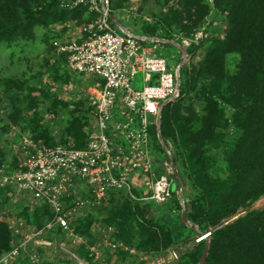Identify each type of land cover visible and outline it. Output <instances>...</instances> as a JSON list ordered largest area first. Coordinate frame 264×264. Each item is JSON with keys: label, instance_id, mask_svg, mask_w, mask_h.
<instances>
[{"label": "trees", "instance_id": "trees-1", "mask_svg": "<svg viewBox=\"0 0 264 264\" xmlns=\"http://www.w3.org/2000/svg\"><path fill=\"white\" fill-rule=\"evenodd\" d=\"M74 1L0 0V47L10 49V58H13V48H33L40 41L48 58L54 60L52 66L46 63L51 80L69 81L77 77L81 81L84 75L68 68L67 56L54 51L53 41L64 35L51 37L48 34L49 27L56 24L76 22L81 25L96 19L97 15L87 4L71 7ZM129 2L111 0V15L124 27H130L139 36L175 41L180 45L183 39H193L207 27L208 19L213 16H220L219 22L224 20L222 36L210 35L186 48L191 58L200 49L205 52L196 65L180 70L179 97L161 112V134L172 151L183 188L191 191L182 192L187 220L197 226L200 234L213 231L205 264H264V208L248 211L245 216L214 231L239 209L264 196V0H142L139 12L152 20H140L137 25L116 14L117 9ZM39 30L47 34L40 40ZM79 35L78 32L76 37ZM231 55L239 56L232 74L227 71V58ZM61 69H66L64 77ZM0 81L1 95L9 105L3 107V110L9 109L5 114L9 123L0 129V169L4 166L6 175L19 169V162L9 159L5 150L3 134L9 132L11 126L31 133L35 141L44 139L47 147L65 144L69 139L76 148L86 146L94 115L85 96L74 103L75 110L67 117V126L57 142L58 137L55 138L41 120L43 114L58 115L67 111L69 104L59 99L50 84L44 85L42 78L37 80V88L29 87V81L12 77ZM89 81L92 85L95 78ZM194 88L198 90L196 105L192 101V104H184L187 93ZM0 122H5L1 113ZM150 139L152 152L166 155L158 141L156 125L150 130ZM219 153L225 175H218ZM12 191L15 192L12 185L0 187V199ZM171 200V208L155 214L149 204L133 201L123 192H109L102 206L87 204L71 222L72 232L85 239L73 253L90 264L113 261V264H142L137 260L138 255L122 249L109 253L100 233L91 231L95 225L100 229L114 228L111 238L138 253L157 254L185 244L193 234H199L183 223L175 193ZM72 201L73 198L69 199V204ZM32 208L31 211L17 209V216L26 219V229L43 230L53 219L52 210L46 203H34ZM48 233L44 239L59 243L66 235L57 226ZM23 240V233L16 235L6 223H0V258ZM206 242L196 245L192 252L182 253L173 264H198ZM96 245L101 252L98 259L90 251V247ZM31 247L36 248L34 251L41 259L46 246L30 242L27 249ZM27 252L21 249L14 264L30 263ZM42 264L50 263L43 261Z\"/></svg>", "mask_w": 264, "mask_h": 264}, {"label": "built area", "instance_id": "built-area-1", "mask_svg": "<svg viewBox=\"0 0 264 264\" xmlns=\"http://www.w3.org/2000/svg\"><path fill=\"white\" fill-rule=\"evenodd\" d=\"M75 4L89 5L96 19L79 29V37L56 39L52 45L57 54L67 56L71 71L95 78L85 90L93 109L92 130L84 148H76L73 142L47 147L26 140L21 143L19 169L10 175L5 174L4 166L0 169V187L12 185L18 194L29 192L31 196L25 197L31 204L46 203L53 213L43 230L26 232L24 240L0 258V264H14L30 242L51 246L43 236L56 226L81 242L72 232L71 222L87 204L102 206L109 192L132 195L136 189H144L143 200L165 204L172 197V183L177 181L170 160L166 159L163 172L155 170L150 139L161 105L179 97L175 73L163 58L152 56L156 43L147 47L145 37L124 34L112 23L111 0H79ZM202 38L203 34L197 33L193 39H183L181 46L188 48ZM136 73L143 75L141 90L132 88ZM115 134L124 137L122 145L114 140ZM167 155L173 161L171 153ZM138 183L140 188H135ZM211 235L210 231L201 233L197 242ZM171 254L178 257L176 252ZM27 258L31 264H39L35 251Z\"/></svg>", "mask_w": 264, "mask_h": 264}, {"label": "rangeland", "instance_id": "rangeland-1", "mask_svg": "<svg viewBox=\"0 0 264 264\" xmlns=\"http://www.w3.org/2000/svg\"><path fill=\"white\" fill-rule=\"evenodd\" d=\"M77 1L79 0L74 1L71 7L85 5V4H75ZM141 1L142 0H130V2L124 4L121 9H117L116 14H118V16H120L122 19L126 21L134 22L135 25L139 24L142 20L146 22H150L152 19L150 20L148 18H144V16L141 15V13L139 12V8L142 7ZM85 2H88V1H85ZM149 8L152 9L153 7L149 6ZM145 12H147L146 9H145ZM220 18H221L220 16H215V17L213 16V19L211 20H214L215 23H213L210 19H208L207 27H204L202 31H199L198 33H202L203 38H208L210 35H213V36L221 35L222 36L224 33L223 32L224 29H222V26H224L225 23H223L224 21L223 19H221V22H219ZM84 24L86 23L83 22L81 25L77 24L76 22L56 24V25L49 27L48 34L51 37L56 36V35L57 36L64 35L63 37H66L67 39H72L78 36L79 29ZM44 32L46 31L39 30L37 32V34H39L38 35L39 40L43 37L44 34H46ZM153 45H154L153 43L145 44V46H150V47H152ZM156 45H157V48L153 50L152 56L163 58L167 62L169 69L175 73L176 69L182 62V57L180 56L178 50L175 47L171 45H167V44L158 43ZM43 49L44 47L42 44H40V41H39V44L35 45L33 48H31L30 46H26L22 49L20 47H16L12 49V51H15V55L13 56V58H10L11 50L8 49L6 46L0 47V79L6 78V77H12L14 79H18L21 81L22 80L29 81L28 82L29 87L37 88L39 87V85L37 84V80L42 78V82L44 85L50 84L51 89H53V92L57 96H59V99L62 100L64 103L69 104V108H67V111H64L63 113L60 112L58 113V115L50 114V113L43 114V119L41 120L42 122L40 121L43 126H45L52 134H54L53 136L55 138L58 137L57 138V142H58L59 137L62 136L64 128H66L67 126V121H68L67 117H69L71 111L75 110L74 103L81 100L82 97L84 98L85 90L91 84L89 81L91 77L84 76L82 80L80 79L82 82L77 80V77H74V78L71 77V80L69 81H65L63 79L61 81L55 82L51 80L50 78L52 74L47 71L46 63L48 62L49 66H52V64L54 63V60L49 59L48 55H46V51L44 52ZM204 52L205 50L200 49L196 52V55H194V57L192 58L187 55V58H188L187 62L184 65H182L181 69L184 68L185 66L192 67L193 65H196L197 62H199L203 58ZM238 61H239L238 55L228 56L227 71L230 74L234 73L236 66L238 64ZM61 70H62L61 75L64 77V75L67 73L65 71L66 69L65 70L61 69ZM143 85H144L143 75L141 73H136L132 81V88L134 90H141L143 88ZM196 91H198L197 88H194V89H191L189 93H187V96L183 100L184 104H187V103L192 104L193 102L196 105V101H198V99L195 97ZM0 106H1L0 113L2 115V118L5 120V122H0V129H4L7 123H9V121L5 117V114L7 111H9V109L3 110V107H8L9 105H8L6 98L3 95H1V92H0ZM27 116H29L30 118V114ZM24 117L27 118L26 116ZM26 120L28 121L29 119H26ZM0 134H1V131H0ZM3 135L6 138V143H5L6 155L9 159H12V160L15 159L16 163L19 162V159L21 157V152H20L21 143H24L26 140L32 141L37 146H45L44 139H40L38 141L33 140L31 137V133H28V132L25 133L24 131L21 130V127L19 126H11L9 132ZM114 137H115L114 140L118 144L122 145L125 142L124 137L120 136V134H115ZM68 142H73V141L69 139ZM2 144H4V142ZM167 147H168V152L171 153L172 155V151L170 147L169 146ZM152 151L153 149L151 145V153L154 159L153 164H154L155 170L158 172L159 171L163 172L162 167L166 159L169 160V156L167 155L168 152L166 153L164 150V152L166 153L165 155V154H160V153H153ZM218 157H219V159L217 160V163H219L218 175H223V174L225 175L226 172L221 168L223 166L221 164L222 154L219 153ZM176 169L178 171L177 166H176ZM178 174H179V171H178ZM79 185H80L79 183H76L75 187L78 188ZM178 186L179 185L177 181H174L172 183L171 190L173 193L176 194ZM133 187H134V184H132V188ZM135 188H140V184L138 183V186L137 187L135 186ZM184 190L188 191V193H191V191L188 190L187 187L183 188L182 186V192ZM10 194L5 196L3 199H0V223H6L9 229L13 230L14 234H17L16 231L18 230L20 231L18 234L23 233V235L26 232L27 233L32 232L34 229L25 228L26 219L25 218L22 219L17 216V209L26 208L29 211L33 209L31 202L25 198V195L30 197L31 196L30 193L26 191H22L21 194H18L12 191ZM127 196L130 197V199H132L133 201H138L143 204H149V206L152 208L155 214L164 212L166 209H169L172 207L171 199L166 204H156L155 202L143 200V198L146 197L144 193V189L142 190L136 189L132 195L128 194ZM20 198L24 200H21ZM176 198L178 199L179 205L181 207V210H180V213H181L182 205L180 203V200L177 194H176ZM182 199H183V194H182ZM183 203H184V208H185L184 199H183ZM263 208H264V196L259 198L256 201L249 203L246 207L239 209V211H237L235 215L225 220L222 226H217V228H215L214 231L234 222L239 217L245 216L248 211H257ZM176 211L178 212V210ZM188 229L200 235V233L195 228L188 227ZM91 231L100 233V235L102 236L103 244L109 249L108 250L109 253L112 254L122 249L129 253L138 255L137 260L139 261V263H142V264H171V263L173 264L178 261L182 253L192 252L197 247L196 245L199 244L197 242L199 235L193 234L192 237L188 238V241H186L185 244L183 245L179 244V245H176L177 247H171L168 249H164L158 252L157 254H149L145 252L138 253L135 251V249L129 248L128 246H125L121 242H115L111 238L113 233L115 232L114 228H101L100 229L97 225H95V227H92ZM209 231L213 232L212 229H210ZM49 233H51V231ZM65 234L66 235H64V241L62 240L61 243H59L58 241L56 242L50 241L52 245L46 246L43 248V251L41 252L42 254H41V259L39 260V264H42L43 261H46L50 264H60V263H65V262L69 263V261L72 262L70 264H90L83 259L80 260L79 258H76L73 256L74 254L73 249L83 244L85 242V239L77 235L79 237L78 239H81V242H79L78 240L73 241L71 235H69L67 232H65ZM53 239H56V236H54ZM207 241L209 242V247H210V238L207 239ZM34 250H36V248L31 247V249L28 250L26 255L33 252ZM90 251H91V254L95 256L96 259H98L101 256V252L99 251L98 245L91 246ZM172 252L177 253L178 257L176 259L172 256L171 254ZM113 263L114 261L111 262V264ZM28 264H31V263H28ZM103 264H109V263L103 262Z\"/></svg>", "mask_w": 264, "mask_h": 264}, {"label": "water", "instance_id": "water-1", "mask_svg": "<svg viewBox=\"0 0 264 264\" xmlns=\"http://www.w3.org/2000/svg\"><path fill=\"white\" fill-rule=\"evenodd\" d=\"M110 20L112 21V23L124 34H129V35H132V36H135L133 35L132 33H130L129 31H127V29L114 17L110 14ZM150 40H152V42H159V43H170V44H173L174 46H176L180 53H181V57H182V62L181 64L178 66V68L176 69V72H175V76H176V87H177V91L179 92L180 91V85H181V78H180V70H181V67L182 65H184L186 62H187V52L185 50L184 47H182L181 45H179L178 43L174 42V41H167V40H162V39H159V38H150ZM175 101L174 99L172 100V102ZM169 103L171 102H164L161 107H160V114L159 116L157 117V120H156V130H157V136H158V139L160 141V143L162 144L165 152L167 153L168 152V147L167 145L164 143V140L162 138V134H161V112L162 110L164 109V107L166 105H168ZM172 164L176 167L175 163H174V160L172 161L171 159H169ZM177 170V169H176ZM175 177H176V180L178 182V189L176 191V194L180 200V203L182 205V211H181V218H182V221L183 223L187 226V227H192V228H195L199 233L200 231L198 230L197 226L195 224H192L190 223L188 220H187V217H186V213H185V208H184V203H183V199H182V186H183V183H182V180L178 174V171H176L175 173ZM208 252H209V242L207 241L206 242V245H205V249H204V252L202 254V257L199 261L198 264H205L206 263V260H207V256H208Z\"/></svg>", "mask_w": 264, "mask_h": 264}, {"label": "crops", "instance_id": "crops-1", "mask_svg": "<svg viewBox=\"0 0 264 264\" xmlns=\"http://www.w3.org/2000/svg\"><path fill=\"white\" fill-rule=\"evenodd\" d=\"M126 28V27H125ZM127 29V31H129L130 33H132V34H134V35H136V36H139V35H137L135 32H133L132 30H130L129 28H126ZM163 40V39H162ZM145 42H147V43H156V44H158L159 42H152V40H150V38H146L145 37ZM160 44H167V45H171V46H173V47H175L177 50H178V52H179V54H180V56H181V53H180V51H179V49L176 47V46H174L173 44H170V43H160ZM180 45V44H179ZM147 47H149V46H147Z\"/></svg>", "mask_w": 264, "mask_h": 264}]
</instances>
